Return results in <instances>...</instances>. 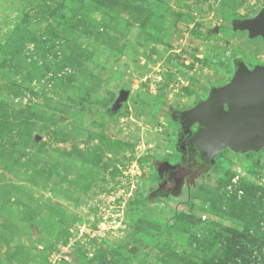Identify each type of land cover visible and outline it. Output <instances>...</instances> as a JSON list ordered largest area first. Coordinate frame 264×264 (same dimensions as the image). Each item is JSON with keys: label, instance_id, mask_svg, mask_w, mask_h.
Masks as SVG:
<instances>
[{"label": "rangeland", "instance_id": "374dc122", "mask_svg": "<svg viewBox=\"0 0 264 264\" xmlns=\"http://www.w3.org/2000/svg\"><path fill=\"white\" fill-rule=\"evenodd\" d=\"M264 0H0V264H264V149L161 196L178 115L264 65ZM127 101L112 107L119 93Z\"/></svg>", "mask_w": 264, "mask_h": 264}, {"label": "water", "instance_id": "95a60500", "mask_svg": "<svg viewBox=\"0 0 264 264\" xmlns=\"http://www.w3.org/2000/svg\"><path fill=\"white\" fill-rule=\"evenodd\" d=\"M235 29L246 32L248 38H261L264 43V12L251 20L240 21ZM128 93L121 91L112 111L127 101ZM183 135L191 138L200 158L209 166L223 150L235 153L258 152L264 149V65L248 69L237 62L231 81L223 87H213L207 99L182 112ZM197 125L195 132L191 128ZM166 169H176L163 163ZM161 176V169H158Z\"/></svg>", "mask_w": 264, "mask_h": 264}, {"label": "flooded vegetation", "instance_id": "af4514ba", "mask_svg": "<svg viewBox=\"0 0 264 264\" xmlns=\"http://www.w3.org/2000/svg\"><path fill=\"white\" fill-rule=\"evenodd\" d=\"M179 119H183L181 114L178 115ZM197 125H194L191 130L195 132ZM179 152V160L176 163L170 164L167 160H163L158 163L156 167V181L158 184V191L153 196H161L164 192L168 190H173L178 188L175 186V180L179 178L182 171L187 173L192 172L191 170H210V166L205 159H201L196 147L192 144L191 138L180 134V142L177 147ZM169 163L172 166H178L176 169H166L162 167L163 163ZM158 169H161V176H159Z\"/></svg>", "mask_w": 264, "mask_h": 264}]
</instances>
